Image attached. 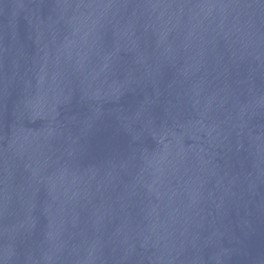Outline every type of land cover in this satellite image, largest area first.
<instances>
[{
    "label": "water",
    "instance_id": "1",
    "mask_svg": "<svg viewBox=\"0 0 264 264\" xmlns=\"http://www.w3.org/2000/svg\"><path fill=\"white\" fill-rule=\"evenodd\" d=\"M0 264H264V0H0Z\"/></svg>",
    "mask_w": 264,
    "mask_h": 264
}]
</instances>
